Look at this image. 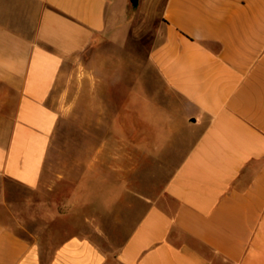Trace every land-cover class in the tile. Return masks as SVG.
<instances>
[{
	"label": "crops",
	"instance_id": "0c3cea01",
	"mask_svg": "<svg viewBox=\"0 0 264 264\" xmlns=\"http://www.w3.org/2000/svg\"><path fill=\"white\" fill-rule=\"evenodd\" d=\"M128 5L0 0V180L64 182L82 230L0 200V264H264V0H164L143 71L87 59Z\"/></svg>",
	"mask_w": 264,
	"mask_h": 264
},
{
	"label": "rangeland",
	"instance_id": "374dc122",
	"mask_svg": "<svg viewBox=\"0 0 264 264\" xmlns=\"http://www.w3.org/2000/svg\"><path fill=\"white\" fill-rule=\"evenodd\" d=\"M163 1L138 0L135 7L129 2L124 23L130 31L125 44L117 47L108 41L100 42L92 47L87 59L102 61L120 58L137 63V72L143 71L141 62L147 60L151 48L162 34L160 10ZM68 192L69 186L64 182L50 192L47 185L41 191H34L12 181L0 180V200L16 204L20 211H25L26 222L15 226V230L31 240L34 233L37 234L35 237L42 239L44 247L48 249L65 237L82 231L79 228V207L72 211L64 204ZM38 200L44 202L41 213L33 210V203ZM24 202H27L28 207L24 206Z\"/></svg>",
	"mask_w": 264,
	"mask_h": 264
},
{
	"label": "water",
	"instance_id": "95a60500",
	"mask_svg": "<svg viewBox=\"0 0 264 264\" xmlns=\"http://www.w3.org/2000/svg\"><path fill=\"white\" fill-rule=\"evenodd\" d=\"M129 2L131 3L133 7L137 6L138 4V0H129Z\"/></svg>",
	"mask_w": 264,
	"mask_h": 264
}]
</instances>
